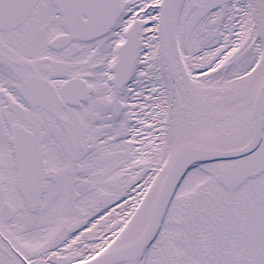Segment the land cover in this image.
Segmentation results:
<instances>
[{"label":"snow or ice","instance_id":"6c2138e0","mask_svg":"<svg viewBox=\"0 0 264 264\" xmlns=\"http://www.w3.org/2000/svg\"><path fill=\"white\" fill-rule=\"evenodd\" d=\"M0 264H264V0H0Z\"/></svg>","mask_w":264,"mask_h":264}]
</instances>
